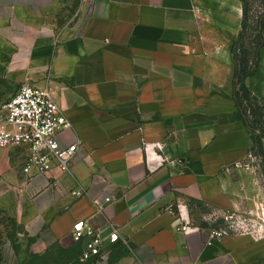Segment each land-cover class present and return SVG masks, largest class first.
Instances as JSON below:
<instances>
[{
  "label": "crops",
  "instance_id": "0c3cea01",
  "mask_svg": "<svg viewBox=\"0 0 264 264\" xmlns=\"http://www.w3.org/2000/svg\"><path fill=\"white\" fill-rule=\"evenodd\" d=\"M243 19L242 0H0V107L24 83L49 89L71 123L60 145L81 143L69 172L26 173L27 145L0 148V206L34 252L81 255L84 220L120 233L88 264H264V235L212 239L221 226L192 217L264 214V168L235 96ZM246 84L264 99V44Z\"/></svg>",
  "mask_w": 264,
  "mask_h": 264
},
{
  "label": "built area",
  "instance_id": "2783aa9c",
  "mask_svg": "<svg viewBox=\"0 0 264 264\" xmlns=\"http://www.w3.org/2000/svg\"><path fill=\"white\" fill-rule=\"evenodd\" d=\"M70 125L68 117L49 89L24 83L16 94L0 107V148L27 145L30 154L24 169L26 173L33 169L47 172L54 164L63 172H69L81 143L76 142L63 147L58 141V135ZM72 193L76 196L85 194L82 189ZM94 202L99 207L103 205L98 199H94ZM227 217L232 218L233 215H226ZM191 225L190 219H182L179 227L183 231H189ZM232 231L250 230L240 228L238 224L231 222L228 226L211 231V238H221ZM256 234L262 236L264 232ZM73 236L77 241L89 238L82 256L85 260L101 255L107 245L120 241L118 229L103 235L89 227L84 220L75 222Z\"/></svg>",
  "mask_w": 264,
  "mask_h": 264
},
{
  "label": "rangeland",
  "instance_id": "374dc122",
  "mask_svg": "<svg viewBox=\"0 0 264 264\" xmlns=\"http://www.w3.org/2000/svg\"><path fill=\"white\" fill-rule=\"evenodd\" d=\"M249 3V27L244 38L242 40L237 38L235 41H238V46L251 49L253 51L251 57L253 58L259 43V22L261 17H264V3L262 0H249ZM241 100L247 110L248 119L252 121L251 99L242 98ZM261 120L257 133L264 135V113ZM257 159L263 166V157L257 156ZM192 217L196 223L203 225L225 227L228 226V223L235 222L240 228L244 227L256 233L264 232V214H261V216L236 214L232 218H226V216L216 218L212 212H209L206 215L201 213L193 214ZM5 245H8L12 250V257L8 256L7 258V256H4L5 264H88L89 262L82 260L83 253L79 255L80 253H78V249L74 245L67 248L55 245L44 253L34 252L31 249V240L27 237L19 217L12 210L0 206V246L4 249Z\"/></svg>",
  "mask_w": 264,
  "mask_h": 264
},
{
  "label": "trees",
  "instance_id": "16d2710c",
  "mask_svg": "<svg viewBox=\"0 0 264 264\" xmlns=\"http://www.w3.org/2000/svg\"><path fill=\"white\" fill-rule=\"evenodd\" d=\"M242 1L244 3V19L242 23V31L238 37V40L239 39L242 40L244 38V35L249 27V20H250L249 0H242ZM262 1L264 3V0ZM259 28H260V33L258 35L259 43L255 49L256 53L253 58L251 57V55L253 54V51H251V49L244 46H238L237 43L238 41H234L235 61H236L235 96L238 105L241 109L245 123L252 134V138L254 141L253 153L256 156L263 157V163H264V135H262V133H257L262 122L261 117L264 113L263 112L264 99L258 97L256 94L251 92L246 84L248 77L256 72L257 66L259 64L260 50L264 44V17H261L260 19ZM242 98H245L247 100L251 99L250 106L252 107V115H253L252 121L248 119L247 110L243 105V102L241 100ZM0 264H5L4 252L1 246H0Z\"/></svg>",
  "mask_w": 264,
  "mask_h": 264
}]
</instances>
